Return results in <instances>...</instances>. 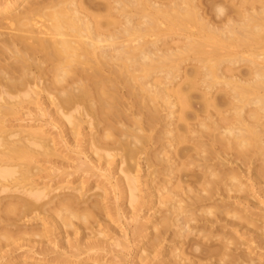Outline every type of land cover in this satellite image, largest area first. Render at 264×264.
<instances>
[{"label":"bare ground","instance_id":"obj_1","mask_svg":"<svg viewBox=\"0 0 264 264\" xmlns=\"http://www.w3.org/2000/svg\"><path fill=\"white\" fill-rule=\"evenodd\" d=\"M187 62L194 64L191 69L185 68ZM237 64H244L247 69L237 71ZM256 74H259V80L254 79ZM40 77H51V80L39 87ZM199 85L203 91L200 93L201 107L196 109L193 91L199 89ZM34 86L41 88V92L47 91L49 95L57 90L60 102L56 103L53 95L47 98L50 104L53 103L57 107V116L58 111L75 109L74 112L80 116L89 115L90 119L94 120L84 121L86 117L80 120L88 123L87 127L94 125L93 127L98 129L97 132H87L88 150L85 152H90L89 165L93 163L94 167L103 170L101 178L105 179V183H100L103 186L110 185L116 175L122 173L123 175L119 174L121 178H117L125 186L119 185L121 182L118 179L112 186L115 191L128 194L127 199L131 206L136 205V201L142 197L136 194L139 192L137 182L139 183L141 175L134 174L135 177L131 174L129 162L126 168L122 169L120 166L127 159L130 161L134 154L142 152L145 155L142 160H136L137 157L135 159L136 162L144 161L143 165L140 163L138 166L142 170L145 166L156 167L160 162L161 165L162 162H167L166 174L174 172L176 167H182L188 161L190 165L195 164V167L198 161H202L205 168L202 175L203 179L207 180L204 182L206 185L201 184V187L197 188L195 181H192L194 186L185 190V184L183 187L181 183L177 184L176 188L171 189L172 184L167 187L164 182L166 186H158V201L155 204L159 202L163 208L162 205L165 207L169 199L176 200L172 198L173 193L176 197V194H181L184 190L185 193L192 192V195L195 193L200 201L209 194L210 196L203 198L209 201L213 196L212 192L215 193L211 190L216 187V193L220 190L224 197L237 200L223 201L222 206L225 205L229 209L221 210L219 207L212 213V207H208V210L204 209V213L215 218L220 215H223V218L231 217L232 220L225 218L228 220L227 223L224 220L225 224L228 227L237 225L241 229L245 228L243 236L247 243L254 241L259 246L264 244V240L248 236L254 231L255 218L251 216L254 211L253 214L247 215L252 209L246 208L248 205L245 206L238 200L243 199L242 193H247V188L245 187V191L243 189L245 183L241 176L242 167L226 170V164L229 162L227 156L230 154L233 162L246 160L250 164H254L251 156L257 154L262 169L250 164L248 169L253 171L256 180L260 181L261 177H264V0H0V264H100L112 251V246L127 247L124 241L121 242L115 236V239L112 237L113 242L109 234L108 237L105 235L106 232L103 237V232H98L101 234L96 236L98 233L93 231L99 226L103 212L109 207L103 202L104 197L107 199L109 187H101L99 183L91 185V182V186L86 190L83 183L71 186L72 182L66 185L60 182L63 185L56 187L44 184L41 186V177L36 179V169H43H40V166L39 169L35 168V161L37 157L39 160L42 156L58 154L55 137L48 138L49 135L46 136L41 127L30 124L9 126L12 123H8L9 115H12L16 106L28 102L26 96L28 99L30 96L29 103L36 104V107H32L34 111L37 110L36 116L38 113L40 116L48 113L41 103L38 104L36 96L40 91L34 89ZM191 109L194 110L192 112L195 123H189ZM68 111L61 117L69 122L63 119L68 125L71 123L73 126L74 123L75 128H67L73 135L77 133L76 125L79 127L80 122L76 112L75 115ZM164 111L166 114H163ZM58 118L55 121L60 120ZM165 120L169 121L166 123ZM159 124L169 130L162 127L158 129ZM64 126L63 132L67 127L65 123ZM188 133L197 136L192 139L194 148L189 150L193 151V154H188L189 151H184L183 148L178 149L181 143L189 141ZM61 134L66 135L60 131ZM164 136L170 141L163 144L160 151L155 148L152 150L153 146L148 148L149 145L163 140ZM69 141L71 140L67 141L68 145ZM116 149L125 152V156L116 154ZM81 150L83 153L84 150ZM163 152L167 158L160 157L161 154L165 155ZM118 155L120 161H114L116 169L111 172L108 168L112 165L107 168V163L113 164L111 159ZM213 158L223 160V168L210 166L207 161ZM183 159L184 162L185 159L188 161L184 163ZM172 160L176 162L172 163ZM104 163L107 164L105 168ZM80 164L77 165L83 166V163ZM89 165H85L86 169ZM138 170L140 171L139 168ZM149 174L154 175L153 172ZM147 175L146 178L149 177ZM256 180L254 179V183ZM198 182L199 185L200 181ZM151 183L150 185H153ZM208 185L212 186L210 191L206 190L208 187L204 188ZM218 185L223 188L217 187ZM246 186L248 187L247 184ZM156 187L155 185V189ZM125 188L127 191L124 192ZM95 189L100 191H93ZM90 191L94 193L89 194ZM150 191L152 194L154 189L151 188ZM164 191L172 196L162 200ZM227 197L224 199L228 200ZM177 201L171 208L168 207L181 213V209L183 206L186 208L188 202L181 205V200L178 203ZM135 212L132 213V220L139 223H135L132 233L136 237L134 239L138 238V241L134 242H139L137 246H141L139 253H147L139 254L141 260L145 261H141V264H181V261L182 264H188L187 261L191 262L192 257L193 260L194 257L198 258L197 261L194 260L198 264H203L205 260L214 264H264L262 253L237 254L236 244V252L234 251L235 242H231V246L229 241L238 238L234 237L235 234L228 238L219 233L217 241L221 236L220 241L223 244L218 248L200 250L192 257L188 253V258L181 250L172 248L171 251H161L164 253L161 254L162 258L160 256L156 260L155 256L160 254H152L156 250L153 249L155 245L152 248H148V245L147 248L144 247L147 243L145 240L151 238V233L144 232L149 228L157 231V234L154 233L156 236H153L156 242L161 243L162 235L176 225V222L174 219L172 222H156L152 220L153 217H143V221L140 214ZM190 212H187L189 217L184 219L185 222L192 219L195 210ZM218 212H221L220 215ZM33 214L35 215L29 220L31 227H26L28 224L22 220ZM41 215L45 217L40 218ZM215 218L208 220L211 222ZM149 223L151 226L147 227ZM223 223L221 222V229H225ZM184 231L181 230L183 234ZM53 235L55 237L51 238ZM207 236L209 241L214 237L209 234ZM160 243L157 244L158 247ZM18 257L21 260H14ZM168 258H172V261H167Z\"/></svg>","mask_w":264,"mask_h":264},{"label":"rangeland","instance_id":"obj_2","mask_svg":"<svg viewBox=\"0 0 264 264\" xmlns=\"http://www.w3.org/2000/svg\"><path fill=\"white\" fill-rule=\"evenodd\" d=\"M193 65L194 64H191V63H188L187 62V64L185 65V68H187V69H191L192 67H193ZM235 69L237 70V71H239V70H244L245 71V69H247V66L246 65H244V64H237L236 66H235ZM51 77H40V79H39V87H42L43 85H44V83H48V81L49 80H51L50 79ZM156 78H159V77H156ZM155 78V79H156ZM46 80V81H45ZM32 87H33V85H32ZM39 87H36V86H34V89H36V90H38V91H40L41 90V88L39 89ZM201 85H199L197 88H199V89H201ZM199 89H197V90H195V91H193V100H194V102H195V108L196 109H198V108H200L201 107V105H200V93H202V89L200 90V92H199ZM220 89H218V91H219ZM56 91V92H55ZM47 91H45V92H39L40 94H37V101H39L38 102V104H40V105H42L43 106V108L44 109H47V110H45L46 112H48V113H46L45 115L44 114H42L41 116H40V114L38 113V115L36 116V113L37 112H35V111H37V110H33V106L34 107H36L35 105L36 104H34L33 105V103L31 104V103H29L30 101V96H29V99L27 98V96L25 97V99H27L26 101H28V102H25V103H22L21 105H19V106H16L17 107V109H16V107L14 108V112L13 113H11L12 115H9V117H8V123H10V122H12V123H10V124H12V125H10L9 124V126H18V125H26V124H30V125H33L34 127H41L42 129L41 130H43V131H45L46 132V136L47 135H49L48 136V138H52L51 136H53V137H55V139L54 140H56L57 141V143L58 144H56L57 146H56V149H58L57 150V153L58 154H55L56 156H50V155H48L47 157L45 156V157H39V160H38V157L36 158V159H34V161L36 162V167L35 168H38V166H40V169L42 168L43 170H37L36 169V171H38L37 173L38 174H36L37 175V177H36V179H40V177H41V180H39V182H41V186H42V184H44V185H46V186H54V187H56V186H59L60 184H67L68 182H72L71 183V186H76V185H78V183H83V185H85L86 186V188L84 189V190H86V189H88V187H90L91 185H93V184H95L96 183V185H98L97 183H101V184H104L105 182H103V180H105V179H103V178H101L102 176H101V174H103L104 172H102L101 171V169H99V168H97V167H94L95 165L92 163L91 165H89L90 163H91V161H89L90 160V156H89V154H90V152L87 154L86 152H85V150L87 151L88 150V148H86L88 145H87V140H88V133H89V131L91 132L92 130H93V132H97L98 131V129H96V127H87V124H85L86 122H84L83 123V121H80L81 119H84V117H86V119H84V121H90V122H93L94 120H92V119H90L91 117L89 116H80L76 111V113L78 114V115H76V113L74 112V110L75 109H64V110H62V111H65V112H62V111H58V115L60 116H57V111H56V109H57V107H55L54 105H53V103L52 104H50V101L47 99L48 97H50V96H52L53 95V98H55L54 100L55 101H57L56 103H58V102H60V95L58 96V93H57V90H54L53 91V93L51 94V95H49L48 94V92L46 93ZM48 95V96H47ZM198 95H199V97H198ZM34 97H35V95H34ZM59 97V98H58ZM32 99V98H31ZM39 99V100H38ZM42 106H41V108H42ZM32 110V111H31ZM68 110H70V111H68ZM33 111H34V113H33ZM56 111V112H55ZM66 111H68V113H72V114H74L75 113V115L76 116H78V119H79V122L80 123H78L77 122V119H75L74 120V122H75V124H77L78 123V125L80 124V126L78 127L77 125H76V132L77 133H75L76 134V136H75V134L73 133V135H71L69 132L70 131H68V127H69V129H73V128H75V126H74V123H72L73 124V126L71 125V123L68 125V121L66 120V119H64V118H62L61 116H63L64 114L63 113H66ZM189 111H191L190 112V114H189V119H190V121H189V123H195L196 122V120H195V118H194V114H193V112H194V110H189ZM193 111V112H192ZM31 112V113H30ZM45 113V112H44ZM51 113V114H50ZM63 114V115H62ZM163 114H166V112L164 111L163 112ZM56 117V118H55ZM59 117V118H58ZM65 117V116H64ZM57 118L58 119H60V120H58V121H55V119L57 120ZM62 118V119H61ZM63 119L65 120V121H67V122H64L63 121ZM169 119V118H168ZM54 120V121H53ZM73 120V119H72ZM166 121V120H165ZM165 121H163V122H165ZM169 120H167L166 121V123L168 122ZM195 121V122H194ZM64 123H65V125L67 126L66 127V129H65V131L63 132L62 130H64V128H65V126H64ZM67 123V124H66ZM180 123H178V125H179ZM181 124H183V122H181ZM57 125V126H56ZM157 127H158V129H161V127H162V125H157ZM160 127V128H159ZM167 127V126H166ZM169 127V126H168ZM87 128V129H86ZM94 128V129H93ZM163 129H166V130H169L168 128H165V127H162ZM169 128H172V127H169ZM60 129V130H59ZM79 129V130H78ZM60 131L62 132V133H65L66 135H64V134H61L60 135ZM78 132H79V135H77L78 134ZM88 132V133H87ZM48 133V134H47ZM70 134V135H69ZM64 135V136H63ZM87 135V136H86ZM197 135V134H196ZM86 136V137H85ZM191 136H193V137H191ZM195 134H187V137H188V142L186 141V142H183V144L181 145H179V147H178V149H181V148H183L184 149V151H189V150H191L192 148H194V143H193V140L192 139H195L197 136H195ZM68 137V138H67ZM76 137V138H75ZM165 137V136H164ZM163 137V140H161L160 142L159 141H157V142H155V144L153 143V144H151V145H149L148 146V148H150V147H152V150H154V148H155V150L156 151H160L161 149H162V145L163 144H168L169 143V139L167 140L166 139V137L164 138ZM57 138V139H56ZM71 138V139H70ZM168 138V137H167ZM205 138V137H204ZM207 138V137H206ZM64 139H66V140H64ZM71 140V141H69L70 142V144H71V146H70V144L68 145L67 143V141L68 140ZM165 139V140H164ZM203 139V138H202ZM74 140V141H73ZM80 140V141H79ZM204 140H207V139H204ZM80 142V143H78V142ZM168 141V142H167ZM60 142H61V144H60ZM77 142V143H76ZM83 142V143H82ZM164 142V143H163ZM166 142V143H165ZM67 145H66V144ZM159 144H161V145H159ZM60 145V146H59ZM67 147H66V146ZM78 145V146H77ZM82 146V147H81ZM85 146V147H84ZM60 149H59V148ZM64 147H66L65 149H64ZM70 147V148H69ZM84 147V148H83ZM161 147V148H160ZM80 149V151H79V149ZM81 148L84 150V152L82 153L81 151ZM158 148V149H157ZM171 147H169V149H170ZM119 149V148H118ZM183 149H181V150H183ZM75 150V151H74ZM117 150V149H116ZM165 150H166V148H165ZM167 150H168V147H167ZM61 151V152H60ZM70 151H72V152H70ZM164 151V150H163ZM187 151V152H188ZM79 152V153H78ZM116 154H119L120 156H125V152H121V150H117V151H114ZM193 151H189L188 152V154H190V153H192ZM82 153V154H81ZM124 153V154H123ZM162 153V152H161ZM163 153H165V152H163ZM194 153V152H193ZM192 153V154H193ZM85 154H87V155H85ZM123 154V155H122ZM115 156L114 158H112L111 160L113 161V164H109V163H107L108 164V166H107V164L106 163H104V168L107 166V168L110 166V165H112V166H110V168H108V169H110L111 170V172H114V169H116V167H115V164H116V162L117 161H120V156ZM87 156V157H86ZM89 156V157H88ZM144 154L142 153V152H139V153H136V154H134L133 155V157L132 158H130L131 160L129 161V159H127L126 160V162H124L123 164H121V168L123 169V168H126L129 164V166H131V168H132V172H131V174L132 175H136V176H140V180H139V183L137 182V184H138V188H139V192L137 191L136 192V194H139V196L141 195L142 197H140V199L138 200V201H136V203L137 204H139V203H141V205H135V204H133L132 206H131V204H130V202L128 201V194L126 195V193H122L121 194V192L119 193V191L117 190V191H115L114 190V188H113V186L112 185H114L115 184V181H117V179L120 177L121 178V176L120 175H123L122 173L119 175V174H117L116 175V180L114 179H111V180H113L112 181V183H110V185H108V186H103V185H99V186H103V187H105V188H107L108 189V187H109V193H108V190H107V195H106V197H107V199H105V197H104V199H103V202H105L106 203V207H108L106 210L107 211H105V212H103V214H102V216H101V221H100V223H99V226H96L97 227V229H96V227H95V230L93 229V231H95L96 232V234L98 233V232H103V234L101 235V236H103L104 237V232H106L105 233V235H107V234H109V236L111 237V241H113L114 242V239L115 238H117V239H119L121 242H123L124 241V243H126L127 244V247H123V246H119V247H115V246H112V247H114V248H112V251L106 256V257H104V260H102V261H100V264H103V263H105V264H141V258H140V255L139 254H147L146 252H142V251H140V253H139V249L141 248V246H137V243H139V242H134V241H138V238L137 239H134V238H136V237H134V235L132 234L133 233V230H134V228H135V223H139L138 221L136 222L135 220H132V219H134V215H133V218H132V213H134L135 211V213H138V214H140V216L143 218H146V219H148L149 217H153L152 218V220L154 219V221L156 220V222H168V221H173V219H174V222H176V225H173L170 229H168L167 231H166V236H165V234H163L162 235V239H163V242H161L160 243V241H158V242H156L155 241V234L154 233H156L157 234V231H152L151 230V228H149L148 230H146L145 232H144V234H146V232H148L149 234L151 233V238H149V240H145V245H144V247L145 248H147L148 246V248H152L153 247V245H155L154 247H153V249L155 250L152 254H156V252L158 253L159 252V256H155V258H156V260H158L159 258H160V256H161V258H162V256L163 255H161L165 250H173L172 248H174V249H178V250H181V253H184V254H186V256H187V258H188V253H190L189 254V256L190 257H192V255L194 254V253H198V251H200V250H212V249H215V248H218L219 246H221L223 243H221V236H225V237H228V238H231V237H233V235L235 234V236L234 237H238V238H236V239H234L233 241L232 240H230L229 242V244L232 246V243L233 242H235L234 244H233V249H234V247H235V244H236V250H237V252L235 251V249H234V251L237 253V254H239V253H248V252H253V253H258V254H264V244H262V245H258V243L257 242H254V241H249L248 243L246 242V239H245V237L243 236L244 235V233L246 232V230H245V228H243V229H241V227H237V225H234V227H232V225L230 226V227H228L226 224H225V221H226V219L225 218H227L228 220H232V218L231 217H225V218H223V215H222V217H221V215H220V213H219V215L220 216H218L220 219H222L221 221H220V219L219 218H215V216H212L211 215V217L207 214H205L206 212H205V210H208V209H206V208H208V207H212V213L214 212V209H215V211L217 210L216 208H221V210H223L224 208L226 209L227 207L225 206V205H223L222 206V204H224L223 203V201H226V202H232V200H235L234 198H232V200H231V198H229V197H227V199L228 200H225L226 199V197H224L221 193H223V192H221L220 190H219V193H216V192H218V190H217V188L216 187H214L212 190H211V188H212V186L210 187L209 185L208 186H204V188L206 189L207 187L209 188L210 187V189H206L207 191H210L211 190V192L212 191H215V193H213L212 192V194H213V196H212V198H210V199H208L209 201H207V199L205 200V199H203L204 197H208V196H210L209 194H208V192H207V194L205 193V195H207V196H204V195H202V196H204L201 200L202 201H200V200H198L197 199V196H195L194 194L195 193H193V195L195 196H193L192 195V192H191V194H189L187 191H186V193H185V190L187 189V188H190L191 186H194V183H195V186L197 187V188H200L201 186V184H204V182H206L207 180L206 179H203V173H204V171H205V168H204V166H203V163H202V161H198L197 163H196V167H195V164H193L192 165V163H191V165L188 163L189 161L188 160H186L185 159V162H187V163H185L184 162V159H183V162L185 163L182 167H181V165L179 166L181 169L183 168V170L184 169H186V170H184V171H182L179 167H176V169H175V171L174 172H172V173H169V174H166L167 173V168H168V164H167V162H166V164H165V162H164V164H163V162H162V165H161V162L158 164V165H156V167H154V166H151V167H149V168H147L148 166H145L144 167V169L142 170V168H140V167H138L139 166V164L141 163L142 165H143V163H144V161H140V162H136L135 161V159H136V157H137V159L136 160H142V158H144ZM166 156V158H167V155H166V153H165V155H163V154H161V156L160 157H165ZM252 158H251V161H253L254 160V164H253V162L250 164V163H248L246 160H237V161H235V162H233V160H232V158H231V154L229 155V156H227V159L229 160V162H228V164H226V170H235V169H239L240 167H242V169H241V172H242V174H241V176H243L242 177V180H243V183H245L243 186H244V191L246 190V188H247V193H245L244 191V194L242 193V195H243V199L242 200H240V199H238L239 201H241V202H243V204L245 205V206H247L246 208H248V209H252L251 211L249 210L248 211V214L247 215H250V214H253V215H251L252 216V218H255L254 219V231L253 232H251V233H249L248 234V236L251 238V237H255V239H262V240H264V181H263V179H264V177H261L262 179L259 181V179H257L256 180V178L253 176V171L251 172V171H249V169H248V165L250 164L251 166H253V167H255V168H257V169H262V167H260L259 165H260V159H259V157H258V155L257 154H255L254 155V157L253 156H251ZM47 158V159H46ZM230 158V159H229ZM81 159V161H79ZM215 158H213V159H209V161H207L208 162V164H210V166L212 165V166H216V168L217 169H221V168H223V165L221 164V162L223 161V160H220V159H215ZM253 159V160H252ZM259 159V160H258ZM138 160V161H139ZM174 160V159H173ZM171 161L172 163L173 162H176V161ZM230 160L232 161V162H230ZM77 161H78V163H77ZM84 161V162H83ZM86 161V162H85ZM102 161V160H101ZM100 161V164L102 165L101 167L103 168V161L101 162ZM114 161H116L115 162V164H114ZM220 161V162H219ZM239 161V162H238ZM241 161H243V162H241ZM79 162H81V164L84 166H78L80 163ZM129 162V163H128ZM134 162H136V163H138V164H136L135 163V165H137V166H135L134 165ZM178 162V161H177ZM213 162H214V164L215 165H213ZM241 165L242 163V165L241 166H238L239 164ZM127 163H128V165H127ZM133 163V164H132ZM179 163V162H178ZM200 164V166H199V164ZM78 164V165H77ZM80 164V165H81ZM86 164H88L89 166L87 167V169H86V166L85 165ZM99 164V165H100ZM177 164V163H176ZM221 164V165H220ZM245 164H247V166L245 165ZM77 165V166H76ZM161 165V166H160ZM201 165H202V167H201ZM217 165H219V166H217ZM244 165V166H243ZM159 166V167H158ZM167 166V167H166ZM178 166V165H177ZM262 166V165H261ZM77 167V168H76ZM137 167V168H136ZM198 167H200L201 169H199ZM232 167V168H231ZM246 168L247 167V169H248V171H247V169H244V168ZM35 168H34V170H35ZM80 168V169H79ZM83 168H85V169H83ZM91 168V169H90ZM138 168L140 169V171H143V172H145V173H143V172H140L139 170H138ZM155 168H157L156 170H155ZM163 168V169H162ZM178 168V169H177ZM39 169V168H38ZM76 169L77 170H79V171H76ZM97 169V170H96ZM151 169V170H150ZM159 169V170H158ZM163 171H162V170ZM166 169V170H165ZM180 169V170H179ZM243 169H244V172L245 173H243ZM99 170V171H98ZM135 170V171H134ZM140 172V174H139V172ZM153 172V174L154 175H151V174H149L150 172ZM177 170V171H176ZM193 170V171H192ZM246 170V171H245ZM35 171V172H36ZM43 171V172H42ZM96 171H98V173H100L99 175H98V173H96ZM155 171H156V174H155ZM178 171H179V175H178ZM182 171V172H181ZM39 172H41V173H39ZM102 172V173H101ZM148 172V173H147ZM161 172V173H160ZM163 172V173H162ZM166 172V173H165ZM251 172V173H250ZM93 173H94V175H93ZM107 173H108V171H107ZM143 173V174H142ZM160 173V174H159ZM175 173V174H174ZM138 174V175H137ZM148 174V175H147ZM38 175H39V177H38ZM134 175V176H135ZM145 175H147V177L148 178H146V176ZM151 175V176H150ZM156 175V176H155ZM169 175H172V176H169ZM173 175H176V176H173ZM119 176V177H118ZM135 176V177H136ZM143 176H145V178H143ZM99 179H98V178ZM104 178H105V176H103ZM118 177V178H117ZM169 178V180H167L168 178ZM178 177V178H177ZM251 177H252V179L254 178L256 181H255V183H254V179L252 180L251 179ZM143 178V181L141 180ZM164 178V179H163ZM167 178V179H166ZM61 179V180H60ZM107 179V178H106ZM155 179V180H154ZM160 179V180H159ZM171 179H172V181L174 182H172L171 181ZM177 179V180H176ZM42 180H43V183H42ZM144 180H146V182L144 181ZM149 180H151L152 181V183H153V185H150V181ZM153 180H154V182H153ZM176 180V181H175ZM183 180V181H182ZM203 180H205V181H203ZM76 181V182H75ZM82 181V182H81ZM83 181H85V182H83ZM88 181V182H87ZM99 181V182H98ZM118 181H120V179H118ZM147 181L149 182V183H147ZM158 181V182H157ZM178 181V183H176ZM185 181V182H184ZM194 183H193V182ZM196 181H197V183H196ZM198 181H200V184L198 185ZM203 181V182H202ZM258 181V182H257ZM60 182H62V183H60ZM86 182H87V184H86ZM90 182H91V185H90ZM94 182V183H93ZM106 182H108L107 180H106ZM114 182V183H113ZM121 182V183H120ZM120 182H118V184L119 185H121V186H123L124 184L122 183V181H120ZM164 182H165V184L167 185V187H170L171 186V184H172V187H171V189H174V188H176V185L178 184H180L181 185V187H183L184 186V184H185V186H184V188H185V190L183 191V192H181V194L179 195V194H176V197H175V193H173L172 194V190L170 191L171 192V194L174 196H172L171 194L170 195H167L166 193H165V191H164V193L162 192V200H166V199H169L170 197L169 196H172V198H176V200L174 201V199L173 200H171V199H169V202L165 205V207H164V204L162 205L163 206V208H161V205H159V202L157 203V204H155V202L156 201H158L157 199H156V194H157V192H159L158 190H159V187H160V185L161 184H163L162 186H166L165 184H164ZM259 182H261V183H263V184H260ZM85 183V184H84ZM151 183V184H152ZM156 183V184H155ZM168 183H170V184H168ZM176 183V184H175ZM188 183V184H187ZM49 184V185H48ZM62 184V185H63ZM108 184V183H107ZM123 184V185H122ZM140 184V185H139ZM143 184V185H142ZM193 184V185H192ZM246 184L248 185V187L246 186ZM69 185V184H68ZM149 185V186H148ZM155 185L157 186L156 187V189H155ZM170 185V186H169ZM189 187H188V186ZM198 185V186H197ZM204 185H206V184H204ZM251 185V186H250ZM125 186V185H124ZM123 186V187H124ZM148 186V187H147ZM159 186V187H158ZM187 186V187H186ZM200 186V187H199ZM250 186V187H249ZM111 187H112V189H111ZM122 187V188H123ZM149 187H151L152 189H154V192H152V194L154 195V197H153V195L151 194V191H150V189L151 188H149ZM217 187H221V189L223 188V186L222 185H218ZM246 187V188H245ZM149 188V189H148ZM158 188V189H157ZM203 188V187H202ZM124 189V188H123ZM126 189V188H125ZM141 189V190H140ZM114 190V191H113ZM155 190H156V193H155ZM188 190V189H187ZM93 191H95V192H98V191H100L99 189H95V190H93ZM88 192L89 194H91V193H94V192ZM124 192L125 191H127V189L126 190H123ZM150 191V192H149ZM263 191V192H262ZM167 192V191H166ZM170 192H167V193H170ZM210 192V193H211ZM124 194V195H123ZM165 194V195H164ZM233 194V193H232ZM93 195V194H92ZM126 195V196H125ZM182 195H183V197L184 198H187V199H183V197H182ZM234 195V194H233ZM245 195V196H244ZM148 196V197H147ZM169 198H168V197ZM194 197V198H192V197ZM165 197H166V199H165ZM177 197H179L178 199H179V201H177ZM216 197V198H215ZM225 199H224V198ZM181 198V199H180ZM223 198V199H222ZM156 199V200H155ZM189 199V200H188ZM197 199V202L195 201ZM213 199V200H212ZM217 199V200H216ZM220 199V200H219ZM105 200V201H104ZM142 202H141V201ZM180 200H181V205H184V203H186V202H188V203H186L187 205H185V206H187L186 208L183 206V208L181 209V213L179 212V211H174L173 209H171L170 210V208H171V205H173L174 203H176V201H177V203L178 202H180ZM188 200V201H187ZM193 200H194V202H193ZM211 200V201H210ZM237 200V199H236ZM235 200V201H236ZM172 201V202H171ZM205 201V202H204ZM214 201H216V202H214ZM139 202V203H138ZM191 202H193V203H191ZM200 202V203H199ZM172 203V204H171ZM199 203V204H198ZM203 204V205H202ZM219 204V205H218ZM159 205V206H158ZM129 206H131L132 207V210H131V207H129ZM134 206V207H133ZM168 206H170V208L168 207ZM201 206V207H200ZM225 206V207H224ZM119 207H121L120 209H118ZM141 207V208H140ZM154 207V208H153ZM157 207V208H156ZM173 207V206H172ZM191 207V208H190ZM130 208V209H129ZM133 208L134 209H137V210H133ZM197 208V209H196ZM199 208V209H198ZM205 209V210H204ZM224 209V210H225ZM227 209H229V207L227 208ZM247 209V210H248ZM109 210V211H108ZM123 210V211H122ZM183 210H186V212L185 211H183ZM191 211L190 213H192L194 210H195V212H193L194 214H192V216H191V214H190V216H191V222L190 221H187V222H185V220L184 219H187V217H189L187 214V212L188 211ZM201 210V211H200ZM111 211V212H110ZM117 211V212H116ZM132 211V212H131ZM134 211V212H133ZM138 211V212H137ZM254 211V212H253ZM109 212V213H108ZM129 212H131V213H129ZM170 212V213H169ZM171 212H173V213H171ZM183 212V213H182ZM205 212V213H204ZM253 212V213H252ZM104 213H106V214H104ZM168 213V214H167ZM178 213H180V215L178 214ZM250 213V214H249ZM167 214V215H166ZM178 216V217H176V215ZM35 214H33V215H30L27 219H23L22 220V222L24 223V222H26V224H28L26 227H28L29 225H30V219L32 218V216H34ZM175 215V216H174ZM187 215V216H186ZM194 215V216H193ZM207 217H206V216ZM42 216L43 217H45L44 215H41V217L40 218H42ZM131 216V217H130ZM147 216V217H146ZM172 216H173V218H172ZM181 216V217H180ZM184 216H185V218H184ZM209 216V217H208ZM205 217V218H204ZM143 218V221L145 220ZM151 218H149V219H151ZM157 218V219H156ZM208 218H210L209 220H211V219H214L215 218V220H212L211 222L208 220ZM202 219V220H201ZM113 220V221H112ZM164 220V221H163ZM166 220V221H165ZM219 220V221H218ZM225 220V221H224ZM227 220V221H228ZM209 221V222H208ZM227 221H226V223H227ZM256 221V222H255ZM213 222H215V223H213ZM219 222V223H218ZM221 222H224L223 223V225H224V228L225 229H221V228H223V226H222V224H221ZM179 223H181L180 225H179ZM211 223V224H210ZM100 224H101V226H100ZM206 224V225H205ZM103 225V226H102ZM146 225V224H145ZM214 225V226H213ZM219 225V226H218ZM225 225H226V227H225ZM105 226V227H104ZM108 228H107V227ZM148 226H151V223H149V224H147V227ZM222 226V227H221ZM23 227H25V225L23 226ZM29 227H31V226H29ZM100 227V228H99ZM110 227V228H109ZM184 227V228H183ZM218 227V228H217ZM104 228V230H101V229H103ZM177 228H179L180 230H178ZM189 228H191L188 232L186 231L187 229H189ZM99 229V230H98ZM106 229V230H105ZM111 229V231H109ZM132 229V230H131ZM175 229V230H174ZM174 230V231H173ZM178 230V231H177ZM181 230L182 231H184V234H185V236H184V234L181 232ZM107 231H109L108 233H107ZM152 231V232H151ZM175 231H176V233H175ZM204 231V232H203ZM207 233H206V232ZM214 231V232H213ZM221 231V232H220ZM224 233H223V232ZM237 231V232H236ZM178 232V233H177ZM204 234H203V233ZM210 232H212V234H210ZM233 232V233H232ZM218 233L219 234H221V236H219V241H217L218 239ZM226 234V235H223V234ZM99 234H101V233H98V235H96V236H99ZM111 234V235H110ZM153 234L155 235V236H153ZM203 234V235H202ZM207 234H209V235H214V237H213V239L211 240V241H209L208 240V236H207ZM233 234V235H232ZM126 237H124V236ZM207 236V238H206V236ZM217 235V236H216ZM259 235V236H258ZM100 236V237H101ZM113 236H115V238L113 237ZM163 236H165V237H163ZM203 236H205V237H203ZM55 237V235H53V237H51V238H54ZM107 237H108V235H107ZM112 237L114 238V239H112ZM154 237V238H153ZM185 237V238H184ZM204 239H203V238ZM217 237V238H216ZM71 238V237H70ZM94 238H97V237H94ZM102 238V237H101ZM105 238H106V236H105ZM153 238V239H152ZM216 238V239H215ZM249 238V239H250ZM207 239V240H206ZM132 240V241H131ZM165 240V241H164ZM251 240V239H250ZM110 241V242H111ZM215 242V243H213V242ZM260 241V240H259ZM155 244H154V243ZM232 242V243H231ZM142 243V242H141ZM160 243V245H159V247H158V245L157 244H159ZM221 244V245H220ZM54 245V244H53ZM52 245V246H53ZM148 245V246H147ZM229 245V247L230 248H232L231 246ZM51 246V245H50ZM137 246V247H136ZM151 246V247H150ZM171 248H170V247ZM194 246V247H193ZM195 246H196V248H195ZM217 246V247H216ZM140 247V248H139ZM162 247V248H161ZM129 248H131L130 250H128ZM158 248H160L159 249V251L157 250ZM203 248V249H202ZM115 252H114V251ZM253 250V251H252ZM161 251H163L162 253H161ZM234 252V253H235ZM26 254H28L27 252H25ZM113 254H115V255H112ZM164 254V253H163ZM25 255V254H24ZM158 255V254H157ZM153 256V255H152ZM152 256H150V258L152 257ZM253 256H254V254H253ZM159 257V258H158ZM189 257V258H190ZM152 258H154V256L152 257ZM154 258V259H155ZM196 258V259H195ZM171 260H169V258L168 259H166L167 261H172V258H170ZM191 259V262H192V264H198L197 262H195L194 260H198V258L197 257H194V260H193V257L192 258H190ZM14 260H21V259H19V257L18 258H16V259H14ZM112 260V261H111ZM174 261V260H173ZM187 261V260H186ZM16 262V261H15ZM113 262V263H112ZM142 262H145V261H142ZM188 262V264H191V262H190V260L189 261H187ZM190 262V263H189ZM204 262V263H203ZM202 263L203 264H214V263H211L210 261H203ZM180 263V262H179ZM22 264V263H21ZM74 264V263H73ZM142 264H144V263H142ZM167 264V263H166ZM171 264H173V262L171 263ZM181 264H182V261H181ZM184 264H187L186 262H184ZM220 264V263H219ZM222 264V263H221Z\"/></svg>","mask_w":264,"mask_h":264},{"label":"clouds","instance_id":"obj_3","mask_svg":"<svg viewBox=\"0 0 264 264\" xmlns=\"http://www.w3.org/2000/svg\"><path fill=\"white\" fill-rule=\"evenodd\" d=\"M254 79H255V80H259V79H260L259 74H256V75L254 76Z\"/></svg>","mask_w":264,"mask_h":264}]
</instances>
